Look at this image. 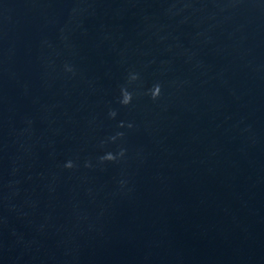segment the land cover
Returning a JSON list of instances; mask_svg holds the SVG:
<instances>
[{"label":"water","instance_id":"obj_1","mask_svg":"<svg viewBox=\"0 0 264 264\" xmlns=\"http://www.w3.org/2000/svg\"><path fill=\"white\" fill-rule=\"evenodd\" d=\"M0 264H264V0H0Z\"/></svg>","mask_w":264,"mask_h":264},{"label":"clouds","instance_id":"obj_2","mask_svg":"<svg viewBox=\"0 0 264 264\" xmlns=\"http://www.w3.org/2000/svg\"><path fill=\"white\" fill-rule=\"evenodd\" d=\"M135 79H137L136 76H135ZM159 91H160L159 86H157V87L154 89V91L152 92V97H153V99H155V98L159 95ZM122 95H123V97H124V98L122 99V101H121L122 104H124V105L129 104L130 101H131V95H130L127 91H123V92H122ZM115 115H116L115 112H111V113H110V116H112L113 118L115 117ZM121 126H123V125H121ZM106 159H107V160H112L113 157H112L111 155H108V156L106 157ZM67 167L71 168V167H72L71 163H69V164L67 165Z\"/></svg>","mask_w":264,"mask_h":264}]
</instances>
